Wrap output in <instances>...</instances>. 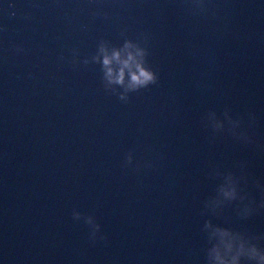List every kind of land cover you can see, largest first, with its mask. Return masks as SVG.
I'll list each match as a JSON object with an SVG mask.
<instances>
[{
  "label": "water",
  "instance_id": "water-1",
  "mask_svg": "<svg viewBox=\"0 0 264 264\" xmlns=\"http://www.w3.org/2000/svg\"><path fill=\"white\" fill-rule=\"evenodd\" d=\"M206 2L0 0V264H206L209 217L264 234V209L201 214L212 166L264 183V0ZM141 33L160 80L125 93L93 57ZM225 108L256 114L252 144L204 126Z\"/></svg>",
  "mask_w": 264,
  "mask_h": 264
},
{
  "label": "clouds",
  "instance_id": "clouds-1",
  "mask_svg": "<svg viewBox=\"0 0 264 264\" xmlns=\"http://www.w3.org/2000/svg\"><path fill=\"white\" fill-rule=\"evenodd\" d=\"M193 5L201 12L209 11L206 0H193ZM149 44L148 33H141L136 39L126 36L122 44L112 43L110 51L106 43H101L93 59L101 65L104 76L110 83L125 86V93L139 92L150 85L158 84L160 80L159 72L148 59ZM20 50L17 49V51ZM119 98L125 102L129 99L124 94H121ZM203 120L204 126L214 135L226 131L240 143L254 142V137L249 131V128L256 124L257 117L254 112H249L245 117L234 116L231 108H225L222 114L210 109ZM133 162V151L130 150L126 154L124 166H131ZM153 166L150 160L142 161L135 164V170L139 172L141 168ZM237 169L225 170L219 166L210 168L209 178L218 180L219 183L214 194L209 195L204 201L202 215L210 213L211 216L220 217L227 207L235 205L238 216L248 219L264 209V183L249 177L246 160H241ZM250 184L261 193L262 198L259 201L249 190ZM72 218L75 221L83 220L88 226V240L93 244L108 240L107 234L102 231V225L94 214L84 213L74 208ZM202 231L206 234L209 245L206 249V264H264V234H252L245 230L214 223L211 217L205 220Z\"/></svg>",
  "mask_w": 264,
  "mask_h": 264
}]
</instances>
